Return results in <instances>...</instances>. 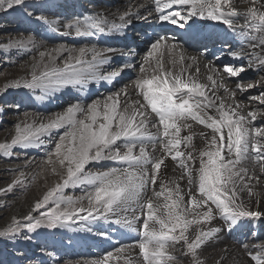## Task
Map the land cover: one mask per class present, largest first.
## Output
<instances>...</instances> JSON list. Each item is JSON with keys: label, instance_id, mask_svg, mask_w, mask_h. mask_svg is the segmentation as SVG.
I'll return each mask as SVG.
<instances>
[{"label": "snow or ice", "instance_id": "6c2138e0", "mask_svg": "<svg viewBox=\"0 0 264 264\" xmlns=\"http://www.w3.org/2000/svg\"><path fill=\"white\" fill-rule=\"evenodd\" d=\"M243 3L245 21L239 26L236 20L241 13L234 0H152L148 7L149 15L160 26L178 25L187 30L193 18L200 17L219 22L228 30L239 28L252 51L260 49L259 55L248 54L247 65L224 64L221 68L208 61L204 64L209 70L208 83L201 82L198 65L204 53L189 57L182 45L171 42L173 37L159 34L148 46L139 74L130 85L111 92L103 100L87 104L76 100L47 120H30V114L25 113L24 120L15 124L10 139L0 142V154L8 157L17 148L54 145L45 153L41 173L45 180L48 173L57 179L34 201L27 215L21 219L12 217L10 224L0 230V237L30 240L25 230L33 233L41 228L69 227L77 221L82 226L104 221L137 233L140 239L106 252L91 264H134L136 259L141 264H174L177 257L169 248L181 243L185 254L191 256V264H202L198 250L224 227L231 230L242 218L264 219V209L259 207L264 197L256 191L264 177V126H253L258 118L264 119V91L249 98L258 103L255 108L245 110L247 106L241 103L225 102L235 101L237 92L264 89V76L251 83L242 82L244 72L264 70V0ZM24 5L25 0H0L3 11ZM141 8L142 5L133 10L130 6L111 20L101 12L74 16L67 22L50 20L43 14L35 19L57 36L91 38L106 32H125L133 17L142 18ZM187 35L206 51L203 41L210 35ZM0 48L35 53L31 62L21 65L24 75L5 82L0 93L11 88L39 89L46 96L68 86L83 91L91 81L112 84L125 70L134 67L124 63L105 70L116 49L92 42L78 47L61 42L48 48L32 33L11 39ZM131 54V50L121 53ZM228 55L245 58L243 50H229ZM166 56L170 67L165 66ZM193 67L195 75L191 72ZM232 79L234 88L226 83ZM221 91L226 97L219 95ZM193 122L210 130V134L199 133L202 149L193 144ZM185 131L189 134L184 135ZM56 135L58 139H53ZM169 158L177 162L182 172L178 177L162 179ZM107 162L113 166H105ZM249 164L250 168L245 166ZM93 165L100 167L89 170ZM185 179L189 186L186 190L182 186ZM29 183L28 177L20 173L0 188V193H12L17 186ZM69 187L79 188L82 194L66 196L65 189ZM34 212L38 215L34 216ZM217 217L223 221L221 227L212 226ZM86 230L91 232L92 228ZM96 234L109 237L107 231ZM137 248L139 257L133 255ZM242 248L252 264H264V244L251 248L244 244ZM223 251L227 253V249ZM224 258L215 264H223Z\"/></svg>", "mask_w": 264, "mask_h": 264}, {"label": "bare ground", "instance_id": "6f19581e", "mask_svg": "<svg viewBox=\"0 0 264 264\" xmlns=\"http://www.w3.org/2000/svg\"><path fill=\"white\" fill-rule=\"evenodd\" d=\"M234 3L236 4V6L238 7V9L240 10V17L237 18L236 23L239 26L240 24H243L245 21V9H246V5L243 3V0H234ZM143 6V8L140 9V16L142 18H136L133 17L132 20V24L126 29L125 32L123 33H105L107 36H109L111 38V40L109 42H111V46L109 48H113L116 49L117 51L115 53L110 54L112 56V60L109 62L110 67H106L105 70H112L115 69L116 67L113 65V62L115 60H118L119 56L121 55V53H127L129 52V50H132L131 44H130V40L133 39V34H132V29H133V24L135 22L137 23H142L145 20H147L150 15L149 12L151 11V8H149L148 6L150 5L148 3V1L145 0H115L113 1L111 4L107 3V0H25V5L22 7H17L14 8L12 10L9 11V13H7L5 15V17H14L15 19H18L19 22L24 21L25 24L27 26H29L31 28L30 33L34 34L36 36L35 33H38L39 38L36 36L37 41H43L45 43V46L48 48H51L54 44L56 43H67L69 45H75V46H79L81 44L84 43H88V42H92V43H97L96 41V36L95 37H91V38H82V37H75V36H65V37H60L57 36L55 34H53L47 27V25H45L44 23L37 21L35 19L36 15H45L47 16L50 20H56L59 19L62 22H67V20L71 19L74 16H83V15H90L96 12H101L104 15L108 16V18L111 20L113 18H117L120 14H122L125 11H128L130 6L133 7V10H136V8L138 6ZM27 8H31L34 15L33 16H28L27 15ZM147 9V10H144ZM4 16V13H2ZM199 18L195 17L193 18V20L191 22L194 21H198ZM202 20L205 21V23L202 24V26L197 28V31L202 33V35L205 36H209L211 35V32L214 28V23L211 20H206L203 19ZM118 22V20H117ZM178 27V25H175ZM239 31V28H237ZM35 31V32H32ZM21 35L23 36H27V34H23V33H16V34H7L6 38L3 42L0 41V45H4L7 44L9 40L11 39H15L20 37ZM239 37L242 40V45H238L234 51H240L243 50L245 53V58L242 59V61L246 62L245 64L249 63V60L247 59L248 54L250 53L253 56L259 55L260 54V49L257 48L254 52L252 51V49L250 48L247 40L241 35L240 31H239ZM1 38V37H0ZM181 38V37H179ZM115 39L119 40L116 41ZM121 41H125L124 46L120 45ZM173 43L182 45L184 48V51L186 53L187 56L191 57V56H197L199 53L203 52L204 55L199 57V68H200V72H199V80L201 82L204 83H208L206 77L208 75V69L204 68V64H206L208 61H213L218 67H223L224 64H233L236 60H241V59H234L233 57L229 56L228 54H226V51H220L217 52L215 55L211 54V51L213 50L212 47H209L206 45V51L205 48L203 47H198L199 50L197 49H192L189 48L187 46V44L185 42H180V40L178 41H171ZM99 47H101L100 45H98ZM0 50L4 51L5 53H8L9 49L7 48H0ZM197 50V51H196ZM17 53L19 54H24L26 55L24 52L22 51H17ZM31 56L28 58V61H22L20 63H18L19 65L17 66V69L14 71V74L17 73V76L19 74L24 75V72L21 70V65L24 64L25 62H31V58L32 56L35 55L34 52H28ZM27 53V54H28ZM146 52H143L142 54H140V52L135 53V56H138L137 59H135L136 61V65L134 68L132 69H127L123 72V74L127 75L128 72L134 71V73L132 75L134 76V79H132L129 83L131 84V82L133 80L136 79L137 75L139 74V66L140 64L143 62V57L145 55ZM134 54V53H133ZM58 64H60L61 62L58 61ZM165 66L166 67H170V65L167 63V56L165 59ZM179 68V65H177V69ZM257 71L255 68H253V70L250 71H246L242 74V77L244 75H251L252 72ZM13 72V71H12ZM191 72L193 73V75L196 74V67H193L191 69ZM259 73V74H258ZM261 76H264V70L258 71L257 75L255 76L254 80H252L251 82L257 81L261 78ZM250 82V83H251ZM108 82L106 81H91L89 83V85L87 86V88L83 91H78L77 89L72 88L71 86L68 87H64V88H60L57 91L54 92H50L48 95H43V93L39 90H23L22 92L25 95V98L27 101H29L34 107H39L40 109H42L41 113L39 114L37 112L36 108H32L31 111H27V112H23L21 115V120H24V114L25 113H29L30 117L29 119L31 120L32 118H35L37 122H39L41 119L43 120H47L49 116H51L54 113H58L61 112L68 104L75 102L76 100H80V102L87 104L90 103L93 100L96 99H100L103 100L104 97L108 96L111 92H115L118 89H120L123 86H119L117 85L116 88L108 93H105L104 90H102L103 86L105 88V86L107 85ZM226 83L228 84L229 87L234 88L235 87V80H228L226 81ZM246 83V82H243ZM129 84V85H130ZM129 91L131 92V89L129 88ZM264 91V89L261 88H255L252 90H249L247 93L241 94L240 92H237V96H236V100L235 101H231V100H227L225 99L226 103H241L243 106H247L245 110H247V108H255L258 107V103L256 101H252L249 98L253 97V96H257L260 94V92ZM103 92V93H102ZM102 95H99L101 94ZM95 95V96H93ZM219 95L221 97H226V94L221 91L219 93ZM43 97V98H41ZM132 98L135 99V94L132 93ZM124 103V98H121V104ZM255 127H261L264 126V119H259L254 122ZM60 131V130H59ZM201 131L207 132L210 134V130L205 129L202 125H198L195 124L193 122V127L191 129V132L195 134V138L193 141V144L195 145V147L197 149H202L204 147V143L202 141V138L200 137L199 133ZM184 135H188V131H185L183 133ZM53 139H58V135H56L55 138ZM34 148H28V149H21L22 151H26L27 155L33 153L30 151L33 150ZM188 150H192L191 148H189ZM197 155V163L195 165L196 168L199 167L198 164V152L196 153ZM31 157V156H30ZM190 166H191V162ZM167 166L166 168L163 169L162 173H161V177L163 178H175L181 175L182 170L179 169L177 167V162L176 161H172L170 158L167 160L166 162ZM105 166H113L111 162L106 163ZM247 167H251V165H245ZM97 169H94L93 171H96ZM258 171V170H257ZM55 179H57L56 177H53L51 180V183H53L55 181ZM182 186L185 188V190L189 187L187 184V180L185 179V181L182 182ZM156 190H159V184H157L156 186ZM256 191L260 192L262 197H264V177L261 178V182H260V187L256 189ZM82 193H79L76 196L73 197H78L80 196ZM148 195L151 196L152 195V191L151 188L149 189ZM245 200H247V195L245 194L244 196ZM253 207H255V202H253ZM259 207L261 209H264V202L259 204ZM139 215V212L137 213ZM244 221H241L239 223L238 226H236L235 228H238L242 225H244L242 222H245L246 224L244 226H248L250 227L251 225H254L256 222L255 220H251V219H242ZM264 221V219H263ZM249 222V223H248ZM139 223H142V221H140ZM254 223V224H253ZM242 224V225H241ZM115 225V224H114ZM110 226L113 227L112 225H110L107 222L104 221H100L98 222L96 225H92L90 223H86L85 227H73L72 230L69 231V234H71L72 237H74V241H76V245H82L81 247L78 248L80 250H89L92 248L97 247V244L95 243V241L97 240H102L108 243H119L120 242V238L117 239V234L114 233V231H112L110 229ZM213 227H221L222 223L221 220L217 219L213 222L212 224ZM88 227L92 228V231L89 232L86 229ZM233 228L230 231V235H236L238 234V231ZM113 229V228H112ZM126 230V229H125ZM100 231H107L109 233V237L108 238H104L101 237L99 235H97L96 233L100 232ZM118 231V230H117ZM226 231V230H225ZM74 233H81V235L78 234H74ZM125 235L132 236V238L134 237V233L129 232V231H125L124 232ZM87 239L90 242V245L92 246L91 248L84 246L85 242L82 239ZM134 241V240H133ZM132 241V242H133ZM131 242V243H132ZM85 248V249H84ZM117 248V247H116ZM241 247H239L237 244H235L234 242H232L231 240H229L225 233L224 230L222 229L219 233L216 234L215 238L212 239L211 241L207 242L206 245H204L200 250H198V256L199 259L202 261V264H215V262L217 260H220L221 257H225L223 259V264H252L250 261V258L245 257L246 254L243 251V248L240 249ZM183 245L182 244H178L176 245V247L169 251L174 252V254H180V253H184L185 255V264H191V256L190 255H186L185 251L186 249H184L182 251ZM227 249V253H225L223 250ZM134 256L139 257V252H138V248L135 249V252L133 253ZM98 259V258H88V259H84V260H80V261H68V264H74V262L79 263L81 262V264H91V261ZM79 260V259H78ZM122 264V262H121ZM134 264H141L140 259H136L134 261ZM174 264H180L179 260H175Z\"/></svg>", "mask_w": 264, "mask_h": 264}, {"label": "rangeland", "instance_id": "374dc122", "mask_svg": "<svg viewBox=\"0 0 264 264\" xmlns=\"http://www.w3.org/2000/svg\"><path fill=\"white\" fill-rule=\"evenodd\" d=\"M9 11L10 10H0L1 42L5 40L7 34L11 35L23 33L28 35L31 31V28L27 26L24 21L19 22L18 19H15L14 17H5ZM26 11L30 12L32 9L27 8ZM2 13H4V16ZM32 32L35 31L32 30ZM35 34L39 38L38 33ZM30 56L31 55L29 53L26 55L19 54L15 49H9L8 53L0 50V87H2L5 82L21 76V74L18 76L17 73L14 74V71L19 65L18 63L22 61H28ZM116 61L117 60L114 62ZM254 72L251 74L253 76H246V74V80H242V82L250 83L252 80H254L255 76L257 75V73L254 74ZM133 73L134 71H131L128 72L127 75H132ZM133 78L134 77H131L129 80H122V82L119 83V86L129 85V82ZM115 88H113L111 91H113ZM23 90L26 89L11 88L4 93H0V142L4 141L5 139H10L11 135L14 133L15 124L21 120L22 113L31 111L34 107L29 101L26 100L25 95L22 92ZM102 93L99 95H102ZM16 105H19V108L15 107ZM34 108L37 109L39 114L41 113L42 109L36 106ZM55 137L56 136L53 138ZM52 146L54 145H49L47 148H34L30 151V153H33L29 155H27L26 151L24 152L20 148L15 149L8 157L0 154V188H5L9 183L12 182L14 178L19 177L20 173H24L28 177V180L31 181V183L27 184V186H17L12 193H0V230H3L10 224L13 216H15L17 219H21L27 215L32 209L34 201L41 196V194L46 190L47 186L52 184L51 180L55 176L48 173L47 180H45L43 178V174L41 173V169L44 167L43 159L45 157V153L47 150H50ZM107 163L109 164V162ZM99 167V165H93L89 170L93 171ZM34 176L36 177L35 179H33ZM79 193H82L79 188L69 187L65 189L64 194L66 196H76ZM33 215L37 216L38 212H34ZM217 219L219 218L217 217ZM242 219L247 220L249 218ZM251 220H255L256 222H254L255 224L253 223L254 225H251L250 227L247 225L244 226L246 223L242 222L244 225L241 224L242 226L238 227V230L241 233V235L238 236L230 235V231L226 227L223 228L226 237L241 247L240 249H242V245L244 244H248L250 248L253 245L264 244L263 219ZM86 223L82 226L81 223L77 221L72 223L69 227L55 229L41 228L37 229L33 233H27L25 230V234L31 236L30 240H25L19 237L16 239L0 237V264H68V261L78 262L88 258H100L106 252L112 251L114 248L120 247L122 244H130L133 239H140L139 235L134 233V237L129 241V243L121 242L110 244L102 240H97L95 241L97 247L89 250L87 249L85 251L79 249L78 251V248L82 245L77 246L75 244L76 241L73 242L74 237L69 234V231L75 226L85 227ZM221 223L223 225L222 220ZM90 224L91 226H94L97 223ZM111 225L113 227L110 226V229L114 231V233L117 230L121 232L126 231L118 225ZM74 234L81 235V233ZM82 239L85 242V248L92 247L90 245L91 241L84 238ZM100 248L103 250H100ZM171 249L172 248L170 247L169 250ZM184 251L186 252V250ZM174 255L177 257V260H179L180 264H185L186 257L183 252ZM245 257H247V255ZM74 264H81V262H74Z\"/></svg>", "mask_w": 264, "mask_h": 264}]
</instances>
